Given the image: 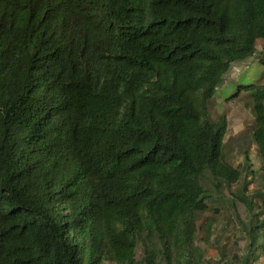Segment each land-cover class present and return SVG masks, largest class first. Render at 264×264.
I'll return each instance as SVG.
<instances>
[{
    "label": "trees",
    "instance_id": "trees-1",
    "mask_svg": "<svg viewBox=\"0 0 264 264\" xmlns=\"http://www.w3.org/2000/svg\"><path fill=\"white\" fill-rule=\"evenodd\" d=\"M249 59L264 0H0V264H202L199 213L245 174L209 102ZM235 81L264 162V77ZM242 201L258 264L264 193Z\"/></svg>",
    "mask_w": 264,
    "mask_h": 264
},
{
    "label": "rangeland",
    "instance_id": "rangeland-1",
    "mask_svg": "<svg viewBox=\"0 0 264 264\" xmlns=\"http://www.w3.org/2000/svg\"><path fill=\"white\" fill-rule=\"evenodd\" d=\"M262 42L258 49L261 50ZM264 70L252 61L234 65L226 74L213 98L209 102L213 118L225 114L228 120L222 153L224 160L244 171V179L231 190L221 187L208 200L215 205L199 213L196 244L201 254L202 264H243L247 254L246 234L243 223L249 221V212L242 201L243 195L251 197L254 193H264V162L258 151L253 131L256 126L250 110V96L242 92L237 99L228 100L227 95L235 85L236 79L245 82H261ZM203 184L210 189L207 178ZM245 187V188H244ZM143 251L138 250L142 257ZM103 264H111L105 262ZM264 264V256L258 261Z\"/></svg>",
    "mask_w": 264,
    "mask_h": 264
}]
</instances>
